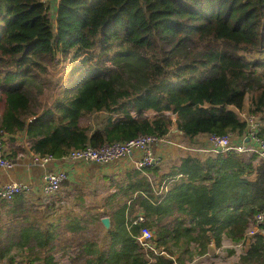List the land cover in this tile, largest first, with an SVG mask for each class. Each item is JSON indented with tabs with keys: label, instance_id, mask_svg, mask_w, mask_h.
<instances>
[{
	"label": "trees",
	"instance_id": "obj_1",
	"mask_svg": "<svg viewBox=\"0 0 264 264\" xmlns=\"http://www.w3.org/2000/svg\"><path fill=\"white\" fill-rule=\"evenodd\" d=\"M58 54L70 68L54 80L47 66ZM0 58L16 68L0 70V128L41 158L160 139L173 127L190 142L242 137L248 123L235 111L246 102L264 138V0H60L52 15L42 0H0ZM143 171L157 172L134 169L108 197L120 203L106 206L110 230L89 217L95 235H104L85 245L78 239L85 215L66 214L62 225L22 196L1 201L12 229L6 240L0 235V264H14V246L55 264L50 253L76 240L82 264H185L225 238L240 242L264 213V161L256 155L187 157L161 201ZM135 211L165 255L140 248ZM242 261L264 264V236L255 235Z\"/></svg>",
	"mask_w": 264,
	"mask_h": 264
},
{
	"label": "crops",
	"instance_id": "obj_2",
	"mask_svg": "<svg viewBox=\"0 0 264 264\" xmlns=\"http://www.w3.org/2000/svg\"><path fill=\"white\" fill-rule=\"evenodd\" d=\"M49 6L52 10L53 5L49 4ZM235 112L239 114L238 111ZM172 119L175 120V116H172ZM205 140L206 137H198L194 139V142L187 141L182 137L181 133L178 132L177 128L173 127L171 132L162 138V141L153 145L152 149L154 154L160 156L163 163L160 167L156 168V173L150 172L152 176L149 175L150 173L147 171L141 173L143 176L148 177L151 183H154L153 190L155 197L160 194L161 189L163 190L160 195L162 200L168 190L171 180L182 177H179L176 173L187 157L201 160L207 159L205 156L194 152V150L204 146ZM6 149L7 156L14 163V167L10 171H0V187L9 183H26L31 186L32 192L22 197L28 203L38 206L43 199L40 188L44 175L49 172L64 170L68 173L69 180L63 184L60 194L52 202L48 203L47 206H52L53 210L47 211L46 209L39 208V212L41 214L44 213L42 215L46 214L49 218L53 217L55 220L61 219L63 225L68 221L66 214L70 213L72 216L83 217L85 213L89 214L90 211V219L95 217L97 224L104 228L105 231L111 229L113 211H110L105 205L103 206L99 203L88 206L85 198L89 199V196L84 198L83 195L75 194V190L79 188L78 186L80 185L87 186L86 189H88L90 185L93 187L98 185L102 190L101 193L96 194V200H99V198H101L100 195L103 196L104 193V196L108 198L115 193L117 183L123 182L127 173L134 171L135 162L140 157L138 152H134L133 155L110 166L98 165L95 163L72 162L64 158L60 160L52 159L47 163H39L36 161L34 154L27 152L28 145L26 140L20 136H7ZM158 185H160L161 188L158 187ZM157 188L159 189L156 190ZM129 197L131 196H124L122 200L130 202ZM103 218L109 220V228H105L101 225V220ZM211 249L216 250L218 248L211 244L210 250ZM208 254L209 252L204 256H208ZM204 256L194 258L192 261L186 262L185 264H202Z\"/></svg>",
	"mask_w": 264,
	"mask_h": 264
},
{
	"label": "built area",
	"instance_id": "obj_3",
	"mask_svg": "<svg viewBox=\"0 0 264 264\" xmlns=\"http://www.w3.org/2000/svg\"><path fill=\"white\" fill-rule=\"evenodd\" d=\"M42 1L47 4L49 8V4L53 5L52 10L50 9L51 15L54 13V8L57 7L60 2V0ZM246 121L248 123L247 131L242 137L234 135H211L206 138L204 146L194 150V152L196 154H201L206 158L226 155L229 152H235L237 154H253L257 156V160L264 161V138L258 136L259 124L253 116L247 117ZM6 138L7 135L2 128H0V171H10L14 167V163L7 156ZM159 141H162V138L156 139L150 136H138L127 142L107 144L97 149L86 147L84 149L74 150L64 159L72 162L95 163L98 165L110 166L133 155L134 152H138L140 157L135 162V169L143 170L145 168H157L160 167L163 160L160 156L154 154L152 148L153 145ZM35 158L39 163H47L53 159L50 156L43 158L35 156ZM178 176L180 177L181 175L178 174ZM68 180L69 175L64 170L46 173L43 177V182L40 188V193L43 199L37 206L38 209H46L48 203L52 202L60 194L63 184ZM162 191L163 190L160 189L159 195H161ZM31 192V186L26 183L5 184L0 187V202L3 200H11L15 196L27 195ZM161 198L162 197H160V200ZM130 223L131 225L141 226L135 239L144 252H151L158 256L165 255L163 249L158 247L155 243L154 232L145 226L143 227L146 223L144 213L135 211ZM263 223L264 213L256 215L244 238L237 246L241 249L245 248L246 251L255 235L261 234L258 229L261 228Z\"/></svg>",
	"mask_w": 264,
	"mask_h": 264
},
{
	"label": "rangeland",
	"instance_id": "obj_4",
	"mask_svg": "<svg viewBox=\"0 0 264 264\" xmlns=\"http://www.w3.org/2000/svg\"><path fill=\"white\" fill-rule=\"evenodd\" d=\"M56 59H55V63H53V65H49L47 66V71L48 73L52 76V78L55 80L56 78L60 77L63 75L64 72H67L66 70H68L69 67V61L64 62L61 58V55L58 54L56 55ZM0 70H12L15 71L16 68L5 58H0ZM3 108V95L0 93V113L2 111ZM248 104L247 102L245 103V107L243 109V111L239 112V116L240 118L244 121L247 119V117H249L248 114ZM79 188H76L75 190V194L77 195H83L84 198L86 196H89V199L85 198L86 203H88L87 205H95L97 203H99L100 205H105L108 207H112L114 206L113 209H117L118 206L120 205V203H114L110 200H108L107 196H103L100 195L101 198H99V200L97 199L96 194L101 193L102 188L99 187L98 185H95L94 187L92 185H90L88 187V189H86L87 186L84 185H80L78 186ZM87 192V194H86ZM91 194V195H89ZM29 205H32L30 203H28ZM33 206V205H32ZM31 207V206H30ZM37 211L38 207L35 206ZM110 211L111 209L108 208ZM41 211V210H40ZM44 212V211H41ZM1 218H0V235L2 239H5L8 237V234L10 233V230L12 229V225L10 224V221L7 220L8 217H6V212H1ZM30 214V212L28 213ZM44 214V213H42ZM85 219L87 221L86 227L83 229V231L81 232V235H79L78 239L82 241V243L85 245L86 243H90L91 239L93 240L96 237H101L102 235H104V233H100V234H96L94 233V228H92V223L89 222V215H90V211L89 214H84ZM32 216V215H31ZM83 216V215H82ZM252 222V221H251ZM251 224V223H250ZM264 224V223H263ZM101 225L102 222H101ZM104 226V225H103ZM113 227L112 225V221H111V228ZM250 227V225H249ZM106 228V227H105ZM259 232L264 236V229L263 228H259L258 229ZM248 231V229H247ZM246 231V233H247ZM92 237V238H91ZM79 240L73 244L74 246L70 247L67 249V251L65 253H61V251H56L54 253H50L51 255H54V262L55 264H82L83 260L81 257L78 258L79 254H80V246L78 245ZM15 241L14 239H12V241H7L5 242V245H8L9 243ZM241 242V241H240ZM240 242L238 243H231L230 241H228L226 238L223 239L222 241V245L220 248L213 250L211 249L208 254V256H204L202 259V264H262V262H257V261H252V262H245L242 261V257L245 255L246 251L245 248L241 249L239 246H237ZM9 256L13 257V260L15 261V263H23V264H27L30 262L32 264H44V256L42 254H40V252H38V250L36 249H27V248H21V247H17L14 246L13 248H11L10 252H9ZM84 256V255H83ZM42 262V263H41Z\"/></svg>",
	"mask_w": 264,
	"mask_h": 264
},
{
	"label": "water",
	"instance_id": "obj_5",
	"mask_svg": "<svg viewBox=\"0 0 264 264\" xmlns=\"http://www.w3.org/2000/svg\"><path fill=\"white\" fill-rule=\"evenodd\" d=\"M101 222L104 225V227L109 228V220L107 218H103Z\"/></svg>",
	"mask_w": 264,
	"mask_h": 264
},
{
	"label": "bare ground",
	"instance_id": "obj_6",
	"mask_svg": "<svg viewBox=\"0 0 264 264\" xmlns=\"http://www.w3.org/2000/svg\"><path fill=\"white\" fill-rule=\"evenodd\" d=\"M259 136V135H258Z\"/></svg>",
	"mask_w": 264,
	"mask_h": 264
}]
</instances>
